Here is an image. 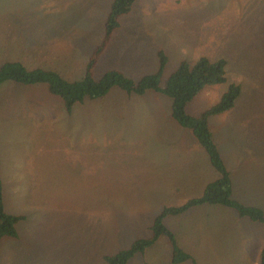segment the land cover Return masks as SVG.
Listing matches in <instances>:
<instances>
[{"label": "rangeland", "instance_id": "rangeland-1", "mask_svg": "<svg viewBox=\"0 0 264 264\" xmlns=\"http://www.w3.org/2000/svg\"><path fill=\"white\" fill-rule=\"evenodd\" d=\"M111 1L0 0V65L19 61L81 79L103 40ZM159 51L167 57L162 80L183 60L226 61L227 82L204 88L188 113L214 104L229 82L242 85L234 107L209 126L232 167V198L264 215V0H135L93 76L117 69L137 80L158 69ZM170 104L161 92L127 94L115 86L68 113L44 83H1L4 205L25 218L16 238L0 240V264H103V254L150 236L164 206L202 194L218 172L171 117ZM163 222L197 264H259L264 224L231 207L206 203ZM126 264L192 263H172L161 236Z\"/></svg>", "mask_w": 264, "mask_h": 264}, {"label": "trees", "instance_id": "trees-1", "mask_svg": "<svg viewBox=\"0 0 264 264\" xmlns=\"http://www.w3.org/2000/svg\"><path fill=\"white\" fill-rule=\"evenodd\" d=\"M135 0H112L104 24L102 42L94 49L85 73L81 79L67 80L58 72L50 69H29L19 61H6L0 65V84L7 80L22 84L47 85L50 93L59 96L64 103L66 112H71L77 102L85 99L94 100L103 97L112 87H119L127 94H143L151 89L169 97L171 117L183 128L189 129L197 142L206 152L210 165L218 172V177L206 184L201 195L193 197L177 206H164L153 219L149 229L151 235L135 239L131 244L113 254H103V264H126L135 254H144L161 236H166L172 247V263L191 261L197 264L194 257L184 251L177 243L175 234L164 224L169 215H179L189 208L202 204H220L231 207L239 216L264 224V215L260 208L245 205L232 198L230 173L219 151L218 144L209 126V119L231 110L241 94L242 85L231 81L219 99L204 108L199 114L186 111L187 105L204 88L227 82L223 58L210 59L200 56L195 62L181 61L175 71L162 80V70L167 57L163 51L158 52V69L145 74L137 80L124 75L120 70L112 69L95 78L92 67L105 49L113 32L120 25V17L131 11ZM22 214L7 212L3 200V184L0 178V240L9 236H18L16 225L24 219ZM259 264H264V244L259 253Z\"/></svg>", "mask_w": 264, "mask_h": 264}, {"label": "crops", "instance_id": "crops-1", "mask_svg": "<svg viewBox=\"0 0 264 264\" xmlns=\"http://www.w3.org/2000/svg\"><path fill=\"white\" fill-rule=\"evenodd\" d=\"M236 109H238V103H237V105L235 106V110ZM234 110V111H235ZM263 118V117H262ZM261 118V119H262ZM260 120V119H259ZM212 130V129H211ZM213 137H214V135H213ZM217 142V141H216ZM218 144V143H217ZM218 147H219V144H218ZM220 151V150H219ZM220 153H221V151H220ZM221 156H222V154H221ZM208 158V157H207ZM222 158H223V160H224V162H225V164H226V167H227V169H228V171H229V173H230V178H231V183H232V181H233V179H232V177H231V169H230V167L231 166H229L228 164H227V162H226V160H225V158L222 156ZM231 160H232V164H233V166L235 167V168H237L236 167V164H235V160L234 159H232V158H230ZM209 161V160H208ZM210 164V163H209ZM232 168V167H231ZM235 178H237V176H236V173H235ZM235 181H236V179H235ZM205 188V187H204ZM232 193H233V186H232ZM201 195V194H200ZM3 200H4V198H3ZM238 201V200H237ZM240 202V201H239ZM242 203V202H241ZM244 204V203H243ZM245 205H249V204H245ZM5 206V205H4ZM249 206H255V205H249ZM255 207H257V206H255ZM263 246V245H262ZM261 250V249H260ZM258 263H259V257H258Z\"/></svg>", "mask_w": 264, "mask_h": 264}]
</instances>
